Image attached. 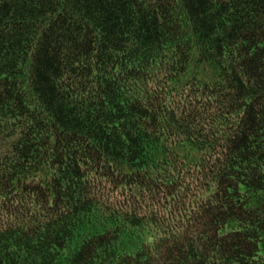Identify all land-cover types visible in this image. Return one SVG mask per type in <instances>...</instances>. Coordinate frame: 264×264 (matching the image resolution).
<instances>
[{
    "label": "trees",
    "instance_id": "obj_1",
    "mask_svg": "<svg viewBox=\"0 0 264 264\" xmlns=\"http://www.w3.org/2000/svg\"><path fill=\"white\" fill-rule=\"evenodd\" d=\"M0 264H264V0H0Z\"/></svg>",
    "mask_w": 264,
    "mask_h": 264
}]
</instances>
